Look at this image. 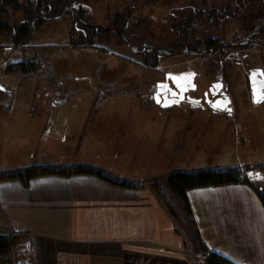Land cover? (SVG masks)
Instances as JSON below:
<instances>
[{
	"label": "rangeland",
	"instance_id": "374dc122",
	"mask_svg": "<svg viewBox=\"0 0 264 264\" xmlns=\"http://www.w3.org/2000/svg\"><path fill=\"white\" fill-rule=\"evenodd\" d=\"M89 2L87 21L96 25H110L114 12L123 8L121 0ZM234 4L235 0H157L133 10L149 20L147 25L133 20L131 32L137 36L132 42L158 47L155 66L144 62L145 56L153 59L152 52H138L113 36L99 44L104 49L71 45L73 19L68 14L45 19L22 44L0 31V167L92 161L122 178L149 179L180 166L183 160L176 152L196 148L210 153L223 148L230 157L222 160L230 165H238V160L264 163V102L252 104L246 78L254 67L264 73V15L244 19L240 14L224 21L220 32L225 35L218 34V39L225 47L209 53L203 44L183 50L171 41L175 33L169 21L182 18L179 7ZM13 19L22 20V11ZM197 22L196 36L201 37L209 25ZM20 60L35 61L36 68L26 73L7 69ZM188 69L196 71L195 81L202 88L218 78L228 85L230 115L196 104L161 106L147 95L165 73ZM191 244L186 243L192 258L203 261L205 255L195 253Z\"/></svg>",
	"mask_w": 264,
	"mask_h": 264
},
{
	"label": "crops",
	"instance_id": "0c3cea01",
	"mask_svg": "<svg viewBox=\"0 0 264 264\" xmlns=\"http://www.w3.org/2000/svg\"><path fill=\"white\" fill-rule=\"evenodd\" d=\"M227 152L179 151L183 162L177 168L236 166L244 171L257 163L226 164ZM10 167L17 166L0 169ZM185 194L208 251L237 264H264V206L248 185L198 186ZM0 232H32L34 264H190L193 256L154 190L114 185L91 174L39 175L26 184L1 179Z\"/></svg>",
	"mask_w": 264,
	"mask_h": 264
},
{
	"label": "trees",
	"instance_id": "16d2710c",
	"mask_svg": "<svg viewBox=\"0 0 264 264\" xmlns=\"http://www.w3.org/2000/svg\"><path fill=\"white\" fill-rule=\"evenodd\" d=\"M90 0H0V31L9 32L16 44L24 43L32 34L33 29L45 19L58 17L64 14L72 16V28L69 33V42L73 46H89L104 49L101 42H110L111 36L118 38V42H124L138 48V52L149 54L144 62L155 66L157 58V46L149 45L141 40L133 41L137 33L131 32L134 19L138 24H148V16H135L133 10H140L151 6L157 0H121L123 8L114 12L110 25H96L87 21ZM237 5L226 6V13H222L221 7L208 6L192 7L182 6V18L169 21L170 31L175 33L172 43L176 46H185L187 49H198L203 44L204 52L209 53L214 49L224 48L222 41L218 39L222 23L227 19L243 14L244 19L261 17L264 15V0H235ZM233 4V3H231ZM256 6L253 7V5ZM229 7V8H228ZM232 7V8H231ZM252 8V9H250ZM22 11L23 19L14 21L16 11ZM171 10H175L172 7ZM247 10V13L244 11ZM256 10V11H255ZM253 11L249 14L248 12ZM231 15V16H230ZM199 20L207 23L208 29L197 35ZM236 20V19H234ZM243 20V19H242ZM253 20H256L255 18ZM240 22V21H239ZM248 30H251L249 27ZM213 34V35H212ZM255 35H251V38ZM220 40V41H219ZM229 41V40H227ZM247 44V42H245ZM236 45V44H233ZM240 45V44H239ZM37 63L32 60H20L8 66V70L29 72L36 68ZM264 170V164H248L244 169ZM241 168L236 166H196L175 168L166 175L155 176L149 179L122 178L96 164L88 162H54L31 163L24 166L0 169V180L19 178L27 183L32 177L39 175L69 176L72 174L95 175L108 183L127 187H150L166 207L168 213L177 226L181 227L188 242L192 243L194 252L205 255L203 261L191 258L190 264H230L221 255L208 251L201 240L191 208L186 198V190L192 187L218 185L225 183L242 182L248 185L258 196L264 206V183L252 181L246 175H241ZM26 239L24 232H0V264H11L22 258L20 248Z\"/></svg>",
	"mask_w": 264,
	"mask_h": 264
},
{
	"label": "water",
	"instance_id": "95a60500",
	"mask_svg": "<svg viewBox=\"0 0 264 264\" xmlns=\"http://www.w3.org/2000/svg\"><path fill=\"white\" fill-rule=\"evenodd\" d=\"M254 72L257 73L255 77H253ZM260 73H263L262 68L254 67L248 74L250 93L252 95V100L254 103L264 102V98L259 95V90L262 86V82H264V75H261ZM194 77L195 72L193 70H187L178 73H166L165 78L170 79L173 88L170 90L169 94L163 93L160 85H167V82H158L156 84L157 90L153 93V99L155 103L160 104L161 106H169L182 100L184 93H186L189 89H194L196 87V84L194 83ZM254 88L256 89L255 98ZM223 89L225 88L221 80L218 79L211 83L208 89L211 95V98L209 100L210 107L218 111H223L226 114H230L232 109L230 105L231 100L228 94L223 92ZM187 98L190 97L187 95Z\"/></svg>",
	"mask_w": 264,
	"mask_h": 264
},
{
	"label": "flooded vegetation",
	"instance_id": "af4514ba",
	"mask_svg": "<svg viewBox=\"0 0 264 264\" xmlns=\"http://www.w3.org/2000/svg\"><path fill=\"white\" fill-rule=\"evenodd\" d=\"M232 8V7H231ZM222 13L225 14L226 13V8L225 6L222 7ZM185 47V46H184ZM182 47L181 49L183 50H188L186 47L184 48ZM188 70H193V69H188ZM195 72V77H194V83L196 84V87L194 89H189L186 93H184L183 95V98L182 100L178 101L177 103L175 104H180V103H186V104H196L198 105V107H203V108H210V98H211V95L209 93V87L211 85L212 82L218 80V79H215V80H211L207 85L206 87L202 88L199 86V82L195 81V78H196V71L193 70ZM166 74V73H165ZM165 74H164V78L162 80H158L156 82H154V84L152 85V87L150 88V90L148 91V96H151L153 98V93L157 90V86L156 84L158 82H167V85H160V88L162 89V92L163 93H167L169 94L170 93V90L173 88L172 86V83L170 81V79H166L165 78ZM247 78V77H246ZM247 82H248V79H247ZM224 84V83H223ZM224 87H226V91H227V86L224 85ZM249 87V86H248ZM187 95L190 97V98H187ZM250 98H252V95L250 94ZM176 98V96H175ZM191 98H194V99H191ZM263 103V102H262ZM160 105V104H159ZM219 113L221 114H225V112L223 111H219Z\"/></svg>",
	"mask_w": 264,
	"mask_h": 264
},
{
	"label": "built area",
	"instance_id": "2783aa9c",
	"mask_svg": "<svg viewBox=\"0 0 264 264\" xmlns=\"http://www.w3.org/2000/svg\"><path fill=\"white\" fill-rule=\"evenodd\" d=\"M31 251H32V241H31V237H29L24 241L21 247L23 258L17 260L16 262H12L11 264H33V261L31 259ZM230 264H235V263H230Z\"/></svg>",
	"mask_w": 264,
	"mask_h": 264
},
{
	"label": "snow or ice",
	"instance_id": "6c2138e0",
	"mask_svg": "<svg viewBox=\"0 0 264 264\" xmlns=\"http://www.w3.org/2000/svg\"><path fill=\"white\" fill-rule=\"evenodd\" d=\"M261 75H264V73H260ZM257 75V73H253V77H255ZM259 95L262 97V98H264V82H262V86H261V88H260V90H259ZM255 96H256V89L254 88V98H255ZM258 102V101H257Z\"/></svg>",
	"mask_w": 264,
	"mask_h": 264
}]
</instances>
